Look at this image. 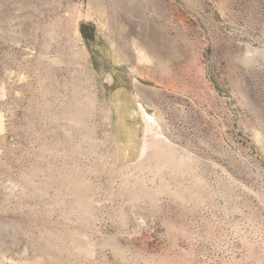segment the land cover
<instances>
[{
  "label": "rangeland",
  "instance_id": "obj_1",
  "mask_svg": "<svg viewBox=\"0 0 264 264\" xmlns=\"http://www.w3.org/2000/svg\"><path fill=\"white\" fill-rule=\"evenodd\" d=\"M0 264H264V0H0Z\"/></svg>",
  "mask_w": 264,
  "mask_h": 264
},
{
  "label": "crops",
  "instance_id": "obj_2",
  "mask_svg": "<svg viewBox=\"0 0 264 264\" xmlns=\"http://www.w3.org/2000/svg\"><path fill=\"white\" fill-rule=\"evenodd\" d=\"M124 114V113H123ZM122 113H117V115H118V117L120 118L119 120H117V122H116V131H117V133H122V132H124V127H126V125H124V123L123 122H121V120H122V117L121 116H119V115H123ZM125 115V114H124ZM124 119V118H123ZM124 151V157H123V160H124V158H126V160H128V159H130V158H132V157H134V155H136V152H137V150H135L134 148L133 149H124L123 150Z\"/></svg>",
  "mask_w": 264,
  "mask_h": 264
},
{
  "label": "bare ground",
  "instance_id": "obj_3",
  "mask_svg": "<svg viewBox=\"0 0 264 264\" xmlns=\"http://www.w3.org/2000/svg\"><path fill=\"white\" fill-rule=\"evenodd\" d=\"M138 59L141 61H147V56L144 52H142L141 50L138 51ZM147 121H151L149 117H146ZM145 150V148H143V151Z\"/></svg>",
  "mask_w": 264,
  "mask_h": 264
}]
</instances>
